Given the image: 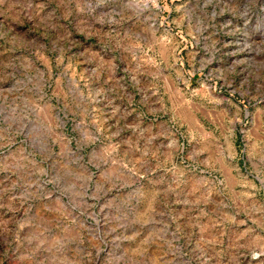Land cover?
<instances>
[{
  "label": "rangeland",
  "instance_id": "1",
  "mask_svg": "<svg viewBox=\"0 0 264 264\" xmlns=\"http://www.w3.org/2000/svg\"><path fill=\"white\" fill-rule=\"evenodd\" d=\"M0 264H264V0H0Z\"/></svg>",
  "mask_w": 264,
  "mask_h": 264
}]
</instances>
